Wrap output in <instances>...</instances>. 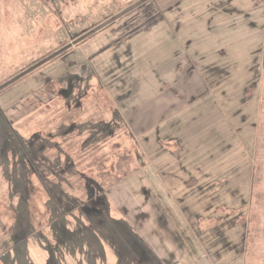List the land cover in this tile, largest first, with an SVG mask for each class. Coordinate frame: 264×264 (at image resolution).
<instances>
[{"label":"rangeland","instance_id":"obj_1","mask_svg":"<svg viewBox=\"0 0 264 264\" xmlns=\"http://www.w3.org/2000/svg\"><path fill=\"white\" fill-rule=\"evenodd\" d=\"M139 1L0 0V86ZM190 1L198 5L203 0L182 1L181 13ZM178 5V0H151L0 93L1 264H159L143 246L139 252L132 249L130 235L144 237L164 264H213L208 257L192 259L167 211L182 223V233L192 228L201 249L200 233L225 220L239 228L233 236L239 246L246 243L244 257L212 256L214 264H264V84L258 112L250 107L244 134L233 133L226 121H214L216 116L208 119L207 111L221 103L222 93L192 104H199L204 117L196 140L203 144L209 136L206 159L213 147L228 148L226 156L208 162V181L229 169L243 170L220 180L207 195L215 194L206 209L217 208L218 221L204 220L211 217L205 213L186 221L185 202L182 216L168 202L182 187L161 196L149 186L163 191L156 175L148 169L142 173L149 163L158 172L168 160L156 162L163 158L155 160L154 151L146 148L154 146H144L136 134L144 127L126 121L132 103L127 96L153 102L165 88L182 96L188 61L178 42L168 46L172 50L160 49L172 38L182 40L173 30L176 19L184 24V17L171 11ZM163 24L171 27L167 34ZM128 53L134 61H115ZM178 105L176 96L156 109ZM175 147L181 146L170 151ZM230 188L238 197L217 206V197ZM51 193L59 203L65 201L60 226L50 222ZM114 222H119V234L118 226L125 224L118 236L107 233Z\"/></svg>","mask_w":264,"mask_h":264},{"label":"trees","instance_id":"obj_2","mask_svg":"<svg viewBox=\"0 0 264 264\" xmlns=\"http://www.w3.org/2000/svg\"><path fill=\"white\" fill-rule=\"evenodd\" d=\"M182 1L188 0H178L179 5L176 7L178 10L176 8L171 10L173 14L178 12V17H184L182 20L184 23L183 26L178 19H176L177 22L174 21L177 26H172L174 32L178 35L177 37L182 35V40L172 38L169 43H166L160 48L161 51L170 50V48L172 50V47L168 46L178 42L180 45L179 50L181 48V52L179 51V53L183 54L184 62L188 61L187 65H189V67L185 71L187 85L181 86L182 96H178L168 88L163 89L160 96H155L153 102L144 98L127 96L132 103L130 105L127 104L128 111L131 115L128 118L126 117V121L130 125H134L136 129L140 125L144 127L143 131L138 130L136 134L143 137L144 146H154L146 148L148 150L151 149L149 151H154L155 160L163 158L156 162L168 160L161 169H158V172L155 169V165L153 166L152 163L142 167V173L147 169L151 170L152 173L156 175L155 177L158 178L160 185H164L162 187L164 188L162 189L163 191L159 192L158 189L149 184L152 190L157 194L160 193L161 196H165L168 189L171 190L173 187L180 185L184 191L180 189V192H182L179 196H176L174 199H169L170 201L168 200V202H172L175 206L173 207V211H177L182 216L183 214L180 212V207L186 204L188 207L185 210L187 213L190 212L186 221L191 220L195 222L198 216L201 218L203 213L211 216L206 219L202 217L204 220H210L212 218V220L218 221V217H216L218 209H206V203H213L215 194H211L208 197L207 195L211 190H214V188L215 191L217 190L218 187L216 183L220 180L229 179L234 173L242 174L243 170L240 167L235 170L229 169L227 171L229 173L220 177L217 181H208V178L212 176L209 168H205L208 167V162L214 159L218 161L222 156H226L228 148L220 147V149H217L213 147L211 149L213 155L206 159V152L204 151L207 149L205 146L208 145L209 136L204 139L206 143L203 144H199L196 140L198 134L201 133L199 124L204 121V117L200 116L199 104H192L202 100L208 94L213 96L214 93H222L221 96L219 95L221 103L217 101L216 106L207 111L208 119L211 121L214 116H216L214 121H226L230 127L229 129H232V132L236 135L238 133L244 134L245 131L247 132L248 128L246 126L249 122L248 118H251L250 107H255L257 113L259 105L258 100L261 94L263 95L264 70L260 72L259 64L254 63L247 73L248 75H252V80L245 87H228L240 76L239 72L236 73L237 67H235L236 65L233 63L231 47L246 41L250 36L258 35L259 31L257 26V32H252L251 28L254 23L249 20L247 22V10L234 7V4H237V2L245 3L246 0H209V6L206 8H186L184 12L181 13L182 5L180 4ZM255 2L261 1L255 0ZM200 16H206L205 24L203 20L198 18ZM234 16H237L238 19ZM202 23L204 24L203 26H201ZM162 27L161 31H165L166 34L167 28L171 30L170 25L166 27V25L163 24ZM203 28L204 31H201ZM247 31H250L252 35H247ZM247 52L248 51H243L240 55L244 57ZM130 54L131 53L126 55L121 54L118 55V57L115 56V61L120 64L121 62L123 64L125 61H134ZM249 55L253 56V53ZM254 55L256 56V53H254ZM126 74V72H123V76ZM133 77H135V75H133ZM187 79H189V82ZM129 81H131V79ZM125 83V86L128 87V80H126ZM101 92L104 93L100 90V93ZM176 96L179 99V105L176 106L175 109H156L157 105L162 102H167ZM230 97L235 99L234 102H231ZM108 100L112 99L108 98ZM133 100H137L136 103L133 102ZM133 106L135 107L134 109ZM8 125L12 131L10 124ZM197 125L199 127H197ZM154 126H156L155 129H153ZM190 142L192 143L188 144ZM178 145L181 147H175L177 149L176 152L170 151V147ZM249 177H251V175H249ZM144 178L146 180V177ZM174 191L178 192V189L176 188ZM53 195L55 194L51 193L50 195L52 198V201H50V207L52 206L50 213L52 218L50 222L53 226V223L56 221L54 225L60 226L59 217L64 211L65 201L63 200L64 204H62V202L59 203ZM231 196L237 198L238 194L234 192V189L230 188L228 193L218 196L214 203H216L217 206L220 204L225 205L228 203V200L231 201ZM200 198H205L206 200H200ZM189 201H194L195 204L191 206L188 204ZM27 206L29 208L28 204ZM52 211L54 212L52 213ZM173 211L172 213L174 214ZM167 213L170 215L173 225L174 223L176 224L175 226L181 236H184V242L194 261L204 256L210 258L211 263L214 264V260L211 259L212 256L215 260L219 259L221 255L223 257H244L246 243L243 242L241 246H239V242H236V237L234 238L233 236L234 232L239 228L237 226H232L228 220H225L224 223L221 222L220 226L217 225L216 227L214 225L215 228L206 233L202 232L199 234L201 244H203V249H201L196 245L197 240L191 237L194 234L191 230L192 228L187 227V230L182 233V223L177 221L170 212L167 211ZM118 224L119 222L111 223L107 233L115 236L120 235L125 224L120 223V226H118V229L120 228V234L117 230ZM126 226L128 225L126 224ZM130 237L132 238V249L135 248L139 252L143 246L144 249L154 255L159 264H164L161 259L156 257L148 241L144 237H140L139 235H130ZM211 237L213 239H211ZM190 249L194 250L195 255L192 254ZM132 254H134V252H132Z\"/></svg>","mask_w":264,"mask_h":264},{"label":"crops","instance_id":"obj_3","mask_svg":"<svg viewBox=\"0 0 264 264\" xmlns=\"http://www.w3.org/2000/svg\"><path fill=\"white\" fill-rule=\"evenodd\" d=\"M261 2H255V0H246L245 3L237 2L234 4V7L237 9L242 8L246 11V18L251 21L253 24L252 32H257L256 27L258 26L259 34L256 36H250L246 41L233 45L231 47V55L233 57V63L237 67L236 73L239 72L240 76L234 80L232 84L228 87L233 88H243L245 87L251 80L252 75H248V70L254 65V63L259 64V71L262 72L264 70V0H260ZM209 0L199 1L195 5L193 1H190L185 9H193L195 7H208ZM238 19L237 16H234ZM200 20H203L205 24L206 16L198 17ZM201 24L203 26L204 24ZM255 27V28H254ZM204 31V28L201 31ZM247 35H252L250 31H247ZM248 51L247 54L243 57L240 55L241 52ZM253 56L249 55L252 54ZM256 53V56L254 55ZM255 56V57H254ZM255 58V59H254ZM255 60V61H254ZM218 147V146H217ZM204 256L200 260H204ZM1 264V263H0ZM3 264H7L6 261H3ZM13 264V263H8Z\"/></svg>","mask_w":264,"mask_h":264},{"label":"water","instance_id":"obj_4","mask_svg":"<svg viewBox=\"0 0 264 264\" xmlns=\"http://www.w3.org/2000/svg\"><path fill=\"white\" fill-rule=\"evenodd\" d=\"M150 1L151 0H141V1H139L138 3H136V4L132 5L131 7H129L128 9L122 11L118 15L112 17L111 19H109L105 23H103L100 26L96 27L92 31L86 33L85 35H83L82 37H80L79 39L74 41L73 43L65 46L61 50H59L56 53H54L53 55L49 56L45 60H43L40 63L34 65L33 67L27 69L26 71L20 73L15 78H13L10 81H8L7 83H4L3 85H1L0 86V93L5 91L6 89L10 88L11 86L15 85L16 83H18L19 81L23 80L24 78L30 76L32 73H34V72L38 71L39 69L43 68L44 66L48 65L49 63L53 62L54 60H56L57 58H59L60 56H62L66 52H68L69 50H71V48H74L76 46L82 45V43H85V41L89 40L90 38H92L96 34L108 29L109 27L114 25L116 22H118L120 19H122L123 17H125L126 15L130 14L131 12L137 10L138 8L142 7L143 5H145L146 3L150 2Z\"/></svg>","mask_w":264,"mask_h":264}]
</instances>
